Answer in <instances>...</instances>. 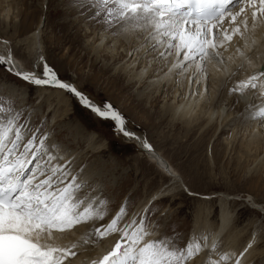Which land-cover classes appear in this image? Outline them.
<instances>
[{"label": "rangeland", "instance_id": "rangeland-1", "mask_svg": "<svg viewBox=\"0 0 264 264\" xmlns=\"http://www.w3.org/2000/svg\"><path fill=\"white\" fill-rule=\"evenodd\" d=\"M42 17V48L30 54L23 39ZM89 30L95 34L93 42L97 41L99 30L117 35L113 29H106L90 19L87 6L76 7L74 0H0V42H7L22 69L43 78V65L47 63L59 80L64 79L63 83L70 81L100 106L111 104L126 125L144 137L143 145L147 143L151 151H159L169 166L180 174L182 185L195 192L190 194L178 185V191L151 204L143 217L149 226H154L153 238L168 237L178 247L186 246L193 237L195 219L200 218L198 222L202 228L205 224L203 212L209 207L212 212L206 223L216 224L219 197L227 195L234 211L233 228L241 233L239 241L253 233L254 224H262L259 229L263 241L258 249L264 250V211L251 207L253 204L249 202L253 198L264 208V169L239 154L242 134L238 133L235 142L227 147L223 138L229 139L231 132L218 134L222 127L215 128L210 134L206 133L203 143L194 149L199 132H194L190 138L183 136L179 124L170 127L168 117H161L163 103L139 100L137 86H128L127 79L117 76L113 68L107 70L104 67L109 63L107 58L89 52L86 45ZM7 69L6 64L0 65V96L11 98L16 110L22 111L32 128L38 127L42 133H48L49 145L56 144L61 150L75 155L74 162L80 164L74 174L78 178L86 177L80 197L99 196L107 201L108 214L92 225L99 227L110 222L122 206L125 208L123 220L128 218L135 207L161 185L170 183L166 171L140 149L139 142L120 132L113 120L98 117L64 89L27 83ZM44 88L45 92L39 94ZM55 90H60L63 98L68 99L67 105L58 103L60 99L55 95L48 97L47 94ZM228 95L235 96L231 104L232 116L241 117L239 93ZM90 134H94L95 139H87ZM100 142L104 148L96 150ZM194 237L200 242L204 236ZM93 240L102 241L95 237ZM250 264H264V255L255 256Z\"/></svg>", "mask_w": 264, "mask_h": 264}, {"label": "snow or ice", "instance_id": "snow-or-ice-1", "mask_svg": "<svg viewBox=\"0 0 264 264\" xmlns=\"http://www.w3.org/2000/svg\"><path fill=\"white\" fill-rule=\"evenodd\" d=\"M74 3L80 8L87 6L89 18L113 29L114 34L141 40L144 55L161 65L156 69L162 73L159 79L184 75L193 66L195 72H203L205 61L219 58L223 63L218 49L224 47L225 41H231L233 35L245 38L248 32L264 26V0H74ZM236 4L242 5L238 11L230 7ZM237 53L248 60L243 50L238 48ZM11 61L10 52L7 59L0 56V65L9 64L7 70L16 77L36 86L64 89L98 117L114 120L124 135H132L111 104L98 107L74 86L61 82L47 63L43 65L41 78L34 72L14 71ZM192 82L189 77V83ZM246 89L259 91L264 98V66L237 81L230 91ZM251 115L264 120V107ZM48 138V133L30 126L11 98L0 96V264H64L69 256L77 255L74 249L78 244L63 247L55 243L57 235L62 236L81 224L102 221L108 214L105 199L78 195L86 181L74 174L72 159L61 155L58 145H49ZM144 147L150 146L145 143ZM124 214L122 206L110 222L93 227L83 238V244L88 245L94 243L93 237L120 235L106 254L90 264H188L202 247H207L206 243L196 242L195 237L183 247L168 237L153 238L154 226H149L143 216L121 227ZM251 247L250 243L239 256L243 257ZM212 248H216L215 243ZM228 258V254L220 255L219 261L212 260L211 264H220ZM235 264H240L239 258Z\"/></svg>", "mask_w": 264, "mask_h": 264}, {"label": "bare ground", "instance_id": "bare-ground-1", "mask_svg": "<svg viewBox=\"0 0 264 264\" xmlns=\"http://www.w3.org/2000/svg\"><path fill=\"white\" fill-rule=\"evenodd\" d=\"M240 6L242 5L236 4L230 7H232L234 11H238ZM42 8H44L43 5ZM43 21L44 17L36 24L34 30L23 39L27 44V49L30 54H35L37 50L42 48L41 27ZM227 26L228 25H225V27ZM86 35V45L89 52L94 56H103L105 59L107 58L109 63L104 64L107 70L113 68L112 71L117 73V76H123L127 79L128 86L132 84L137 86L138 90H140L138 93L139 100L145 99L150 104L158 102L163 103L161 107V117H168L167 123H169L170 127H175V125L179 124L183 136L189 138L192 137L194 132H199V135L194 141V149L199 147L200 143H203V138L206 133L210 134L215 128L222 127L218 134L227 132L228 130L231 132L230 135L232 138H223L226 146L228 147L229 143L235 142L234 140H236L237 135L242 134V140L240 142L242 151H240L239 154H242L245 158L249 157L255 166L264 169V120L260 118L254 119L251 115L259 108L264 107V98L261 97L259 91L246 89L243 92H238L241 98L239 102L240 110L243 112L241 117L238 118L232 116L233 107L231 104L234 103L235 96L228 95L232 94L230 89L235 87L237 81L245 79L248 75L257 72L261 66H264V26L257 27L254 31L248 32L245 38H241L239 35H233L231 41H225L224 47L218 49L223 58V63L219 62V58L205 61L203 72H195V66H193L189 68L188 73L184 75H174L167 79H159L162 73L156 71V69L161 67V65L153 63L151 56L146 57L144 55V49L140 47L142 43L141 40L126 37L121 34L112 36L111 32L109 33L101 30H99L96 35V42H93L95 37L94 32L89 30ZM253 41H255L254 44ZM246 42L248 44L247 48H245ZM225 48L227 50H225ZM238 48L245 52L251 64L248 63V60H244L238 55ZM10 49L11 48H9L5 40L0 42V52L2 51V55L7 58L10 52L12 58L11 66L14 67L13 70L20 71L22 68L18 65ZM34 51L36 52L34 53ZM230 57L231 59H229ZM241 64L243 67H239ZM108 65L109 68H107ZM164 67L166 71L167 66ZM21 71L27 70L22 69ZM194 72L195 75H193ZM233 72L235 73L234 76L231 75ZM189 77H192V83H189ZM65 82L76 88L70 81ZM59 91L56 92L55 90L54 92L52 91V93L47 92V95L48 97L55 95L56 98L60 99L58 103L62 102V104L67 105L68 99L63 98L62 92ZM44 92L45 88L39 94ZM73 97L79 100V98L74 95ZM237 99L239 100L238 97ZM92 102L98 107H102L95 101ZM55 118V115H53V120ZM123 127L128 132H135L126 125L125 121ZM126 137L136 140V143L139 142L138 145L143 147V149H140L154 158L159 168L166 171L170 177V183L163 186L161 185L158 190L136 206L131 215L123 220L120 225L121 227L126 223H131L133 219L138 221L145 211L150 208L152 203L178 191V185L184 189L188 188L185 184L186 188L183 187V179L176 170L169 166V164V167L165 166V161L161 159L159 151L154 148L152 151L144 150V137L142 138L139 134L138 139L133 138L132 135ZM87 139L93 140L95 139V135L90 134ZM100 148H104L103 143L95 147L96 150ZM61 155H66L68 158L72 159L73 163L71 167L75 173L74 169L80 164V162H74L75 155L67 153L63 149L61 150ZM79 179L86 181L85 176ZM78 195L80 196L83 194L80 191ZM229 201L230 199L227 195H220L218 200V221L213 226L206 223L212 212L209 207H206L203 212L205 214V221L202 220L205 222L203 225L205 226L204 228L203 226L202 228L199 227L201 226L198 222L200 218L197 217L195 219L191 236L194 237V235H197L198 237V235L200 236V234H202L204 237L202 241L198 243H201V245L206 243L207 247H202V251L197 254L194 259L190 260L188 264H211L212 260L219 261L220 255L223 254H228L229 258L226 261H221L220 264H235L237 258L240 259V264H250L255 256L260 257L264 255V250L259 251L258 249L260 246L259 244L263 241L262 230L259 229L262 224H254L255 230L253 233L249 234L242 242L239 241V239H241V233L240 230L235 231L233 228L234 211L230 208ZM249 202L253 204L251 207L257 208L260 212L264 211L263 206L256 203L253 198H250ZM262 213L264 214V212ZM91 227H95V225L91 223L81 224L62 236L57 235L55 243L63 247L70 248L73 243L78 244V248L74 249L77 251V255L75 257L69 256L67 260L64 261V264H90L91 260L100 258L106 254L114 246L115 242L120 239L119 234L112 233L104 237L102 241H94V243L84 245L82 242L83 238L87 236L89 230L92 229ZM213 243L216 245L215 249L212 248ZM250 243L252 247L248 248V251L244 253L243 257H240L239 254L244 252V249Z\"/></svg>", "mask_w": 264, "mask_h": 264}, {"label": "water", "instance_id": "water-1", "mask_svg": "<svg viewBox=\"0 0 264 264\" xmlns=\"http://www.w3.org/2000/svg\"><path fill=\"white\" fill-rule=\"evenodd\" d=\"M130 133H132V132H130ZM132 137L133 138H136V139H138V134L137 133H132ZM141 146V145H140ZM142 147V146H141ZM143 148V147H142ZM144 150H146V151H150V147L148 148V149H146V148H144ZM156 155H159V154H157V153H155ZM154 154V155H155ZM161 159L162 160H164L162 157H161ZM183 182V181H182Z\"/></svg>", "mask_w": 264, "mask_h": 264}]
</instances>
